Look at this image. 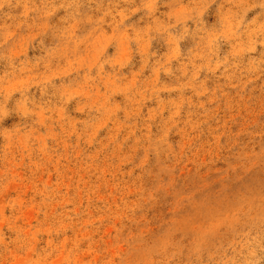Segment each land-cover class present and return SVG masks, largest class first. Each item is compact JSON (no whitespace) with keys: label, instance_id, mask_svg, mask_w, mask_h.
<instances>
[{"label":"rangeland","instance_id":"374dc122","mask_svg":"<svg viewBox=\"0 0 264 264\" xmlns=\"http://www.w3.org/2000/svg\"><path fill=\"white\" fill-rule=\"evenodd\" d=\"M0 264H264V0H0Z\"/></svg>","mask_w":264,"mask_h":264}]
</instances>
